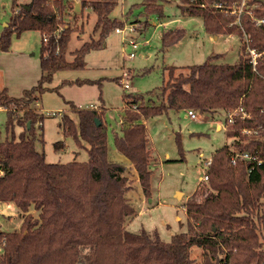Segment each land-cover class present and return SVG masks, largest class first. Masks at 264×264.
<instances>
[{
  "label": "trees",
  "instance_id": "16d2710c",
  "mask_svg": "<svg viewBox=\"0 0 264 264\" xmlns=\"http://www.w3.org/2000/svg\"><path fill=\"white\" fill-rule=\"evenodd\" d=\"M159 1L144 0L141 5L147 15L161 14ZM242 1L181 0L182 11L202 16L210 34H234L242 40L237 63H214L222 55L217 54L183 70L168 66L169 77L160 87L146 94H124V125L114 134L115 148L137 171L146 197L151 195L154 156L143 119L170 110L238 112L233 121L225 119L231 142L214 152L205 179L184 203L187 230L165 242L157 232H133L126 226L136 214L127 196L134 180L127 165L110 155L103 110L69 102L78 121L69 114L62 117L64 135L79 146L88 144L87 161L49 162L36 148L35 124L43 127L45 115L33 103L48 88L45 84L59 70L84 68L86 55L105 47L109 34L130 19L132 8L122 20L111 16L118 0H30L29 6L14 0L13 15L0 34V50L10 49L14 34L40 31L42 73L20 96L0 87L8 129L15 124L24 128L18 138L0 142V202H13L23 218L19 229H0V264H193L195 246L203 248L206 264L211 258L215 264H264V24L253 19L264 17V2L246 0L239 16L233 8ZM87 7L97 13V37L71 51V37L83 28L79 20ZM137 21L140 29L148 24L147 18ZM185 35L184 29L166 30L164 48ZM249 49L258 53L255 64ZM55 146L64 147L65 140ZM244 152L262 162L241 157L232 162L235 153Z\"/></svg>",
  "mask_w": 264,
  "mask_h": 264
},
{
  "label": "rangeland",
  "instance_id": "374dc122",
  "mask_svg": "<svg viewBox=\"0 0 264 264\" xmlns=\"http://www.w3.org/2000/svg\"><path fill=\"white\" fill-rule=\"evenodd\" d=\"M27 4L30 0H17ZM144 0H118L111 16L122 19L131 10L130 19L121 33L112 31L106 39L105 47L93 49L86 55V66L80 69H63L54 73L48 88L33 103L40 113L45 115L43 127L35 124L36 148L44 152L49 162L67 163L87 161L86 142L79 146L72 136L63 132L62 117L69 114L76 122L78 115L69 102L82 108L91 106L103 110V119L108 127L110 155L114 160L126 163L128 175L134 180L128 198L136 209V214L129 217L126 226L130 231L157 232L165 242H170L173 235L188 228L184 203L207 173V161L214 152L231 142L226 135L224 124L226 113L195 111L197 119L185 110H170L167 114L143 119L148 128L154 162L151 176V195L146 197L142 185L137 179L135 168L128 163V158L115 148L114 134L120 132L124 115L126 93H148L160 87L168 79V66L184 67L205 62L210 56L222 54L212 60L214 63L235 64L239 61L242 40L234 34L212 35L204 28L203 17L189 15L182 11L181 0H160L163 5L161 14L151 12L147 15L141 3ZM14 0H0V34L13 15ZM136 5L134 8L133 6ZM148 24L142 29L145 20ZM97 13L87 7L80 15L79 25L69 43L72 51L83 42L97 34L93 32ZM135 31H131V27ZM140 27V28H138ZM169 29H184L186 35L179 42L164 48L163 33ZM131 40L138 43L135 56ZM42 36L38 30H26L19 36L14 34L9 52H0V84L4 83L13 96H20L24 89L37 84L41 76ZM26 56V57H24ZM71 59L73 56L68 54ZM27 59V60H25ZM128 72V77L123 73ZM179 70H176V74ZM117 78H119L117 80ZM93 80V83L64 84V81ZM127 80L132 89H126ZM8 114L0 106V142L12 137H19L24 129L15 124L7 127ZM220 126V128L218 127ZM42 134V135H41ZM43 139V140H42ZM65 140V146L56 148L55 143ZM178 191L183 193L178 194ZM36 213V212H35ZM21 214L11 202H0L1 230L17 229ZM203 248L194 247L193 264H206ZM207 264H215L211 258Z\"/></svg>",
  "mask_w": 264,
  "mask_h": 264
},
{
  "label": "built area",
  "instance_id": "2783aa9c",
  "mask_svg": "<svg viewBox=\"0 0 264 264\" xmlns=\"http://www.w3.org/2000/svg\"><path fill=\"white\" fill-rule=\"evenodd\" d=\"M245 4H246V0H243L242 3H241L239 6H236V7L233 8V12L238 13L239 16H240V14L242 13V11L244 10ZM253 19H254L258 24H264V17L258 18V17L253 16ZM123 29H124V28L117 27V28L115 29V31H116L117 33H121V32L123 31ZM130 30H131V31H135L136 28L133 26V27L130 28ZM130 43H131V45H132V49H133V51L130 53V56H131V57H134V56H135V53H136V50L139 48V46H138V43H137L135 40H131ZM249 50H250L251 55H252V58H253V63L255 64V63H256V57H257L258 53H257L255 50H253V49H249ZM123 75L126 76V77H128L129 73H128V72H124ZM123 85H124V87H125L126 89H132L131 84H130L127 80H125V81L123 82ZM91 107H95V106H91ZM241 112H242V113H241L242 116H244L245 113H244L243 109H241ZM187 113H188V115L191 116L192 118L197 119V116H196L194 110H189V111H187ZM237 113H238L237 111H231V112H228V113L226 114V118H228L230 121H233V120H234V117H235V115H236ZM224 127H225V124H224ZM244 131H245L246 133L249 132V130H247V129H245ZM239 157L244 158V159H248V160H250V161L254 160V161H257L258 163H261V162H262V160L257 159L256 156L251 155V154L248 153V152H244V153H235V154L233 155V157H232V162L235 163ZM210 162H211V159L207 161V163H206L207 166L210 164ZM1 227H2V222H1V219H0V229H1Z\"/></svg>",
  "mask_w": 264,
  "mask_h": 264
},
{
  "label": "crops",
  "instance_id": "0c3cea01",
  "mask_svg": "<svg viewBox=\"0 0 264 264\" xmlns=\"http://www.w3.org/2000/svg\"><path fill=\"white\" fill-rule=\"evenodd\" d=\"M7 25V22L5 23V26ZM231 35V34H230ZM218 37V36H217ZM10 51V49L9 50H7V51H3V50H0V52H9ZM24 57H26V56H24ZM25 60H27V59H25ZM0 87H6L7 88V86L4 84V83H2V84H0ZM8 89V88H7ZM219 128H220V126H218ZM126 164V163H125ZM127 164H130V161L128 160V163ZM137 179H138V177H137ZM180 193H183V192H181V191H178V194H180ZM191 195V194H190ZM190 195H188L186 198H188ZM11 203H13V202H11ZM14 204V203H13ZM17 211L21 214V217H20V221H19V226H18V228L17 229H19L20 228V226H21V224H22V221H23V218H22V213H21V210H20V208H18L17 207ZM31 212H33L34 214H38L39 212H37L36 210H33L32 208H31V210H30ZM36 212V213H35ZM2 228V227H1ZM8 231H11V230H8Z\"/></svg>",
  "mask_w": 264,
  "mask_h": 264
},
{
  "label": "water",
  "instance_id": "95a60500",
  "mask_svg": "<svg viewBox=\"0 0 264 264\" xmlns=\"http://www.w3.org/2000/svg\"><path fill=\"white\" fill-rule=\"evenodd\" d=\"M260 1H262V2H264V0H260ZM24 6H29L28 4H23ZM76 9L78 10V11H80V3L79 2H77L76 3ZM96 121H97V123L98 124H100L101 122H100V120L98 119V118H96ZM28 127H30V121L28 122Z\"/></svg>",
  "mask_w": 264,
  "mask_h": 264
}]
</instances>
